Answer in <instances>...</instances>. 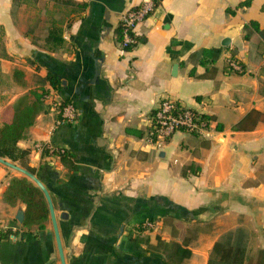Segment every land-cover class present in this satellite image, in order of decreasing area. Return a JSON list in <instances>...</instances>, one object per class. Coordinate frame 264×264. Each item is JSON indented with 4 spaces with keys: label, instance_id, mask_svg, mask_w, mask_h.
Wrapping results in <instances>:
<instances>
[{
    "label": "crops",
    "instance_id": "crops-1",
    "mask_svg": "<svg viewBox=\"0 0 264 264\" xmlns=\"http://www.w3.org/2000/svg\"><path fill=\"white\" fill-rule=\"evenodd\" d=\"M141 1L0 0V125L32 90L54 91L80 111L55 125L44 100L17 141L50 192L64 262L177 264L160 249L176 240L190 249L178 264H207L214 242L237 228L249 253L264 248V0H159L123 49L121 14ZM211 46L221 50L208 70L190 54ZM164 95L215 115L223 129L177 130L153 143L147 131ZM38 143L64 147L66 160ZM16 171L0 162V264H61L50 216L43 228L25 227V204L2 202ZM167 214L183 222L176 235Z\"/></svg>",
    "mask_w": 264,
    "mask_h": 264
},
{
    "label": "trees",
    "instance_id": "trees-1",
    "mask_svg": "<svg viewBox=\"0 0 264 264\" xmlns=\"http://www.w3.org/2000/svg\"><path fill=\"white\" fill-rule=\"evenodd\" d=\"M250 0H243L239 5H248ZM230 11V9H228ZM232 11V10H231ZM255 23V21H251ZM260 34L263 30L256 26ZM120 28L118 27V33ZM51 41L54 46L62 43L61 30H53ZM221 48L219 47H201L194 50L191 58H195L199 64L205 66L206 69H214L212 64L218 57ZM194 67L190 69V74L194 73ZM18 70H14V77L17 76ZM45 79L54 87L58 85V78L48 72ZM43 89L32 90L34 95L32 101L27 100L25 94L19 96L12 104H9L3 112V121L0 125V156L8 157L11 160H20L21 164L34 173V168L25 164L24 159L28 154V150L18 146L17 141L24 135L26 129L34 122L36 115L41 109H44V100L42 98ZM67 101V100H66ZM256 110H250L243 119L249 118ZM199 119L204 121L209 129L222 130L223 124L218 121L215 115L199 112ZM235 123L232 128L240 129L241 121ZM43 152H48L47 148H43ZM63 161L66 160L68 152L65 150L58 153ZM22 201L25 204L22 225L29 227L36 224L38 228L44 227V221L48 219L49 208L42 190L27 176H13L2 196L4 204H15ZM166 221H170L172 225V233H176L182 229L183 222L173 214L165 216ZM139 226V225H138ZM168 256H175V263H180L184 258L190 255V249L176 240L170 242ZM207 264H264V248H257L252 253L248 252L247 236L241 228L230 230L224 234L221 239L214 242L210 257Z\"/></svg>",
    "mask_w": 264,
    "mask_h": 264
},
{
    "label": "built area",
    "instance_id": "built-area-1",
    "mask_svg": "<svg viewBox=\"0 0 264 264\" xmlns=\"http://www.w3.org/2000/svg\"><path fill=\"white\" fill-rule=\"evenodd\" d=\"M158 2L159 0H142L139 4L129 7L121 14L120 31L118 33L121 48H130L137 42L136 26L154 11ZM228 66L237 70L241 69V65L236 59L228 60ZM42 98L48 101L51 109L56 111L55 125L74 122L80 113L78 107L72 101L57 97L54 91L44 90ZM208 129L204 121L199 119L198 110L186 106L176 98L164 95L158 100L152 111L147 137L153 143L160 145L177 130L202 134ZM38 147L41 149L47 148L49 152L54 154L66 150L64 147L53 146L48 143H38ZM154 224L153 219H147L144 222V226L147 228L154 226Z\"/></svg>",
    "mask_w": 264,
    "mask_h": 264
},
{
    "label": "water",
    "instance_id": "water-1",
    "mask_svg": "<svg viewBox=\"0 0 264 264\" xmlns=\"http://www.w3.org/2000/svg\"><path fill=\"white\" fill-rule=\"evenodd\" d=\"M0 162H3L4 164L14 168L15 170L19 171L23 175L27 176L37 186H39V188L42 190V192L45 196V199L47 201L48 208H49V216H50L53 231H54V236H55L56 245H57V249H58L59 259H60L61 264H65L64 254H63V250H62V244H61L60 235H59V231H58L57 220H56V216L54 213L53 202H52V198H51V195H50L48 188L46 187V185L40 180V178L36 174H34L30 170L26 169L25 167H23L19 164H16L10 160H7L1 156H0ZM23 215H24V213H23ZM22 220H23V216H22Z\"/></svg>",
    "mask_w": 264,
    "mask_h": 264
},
{
    "label": "rangeland",
    "instance_id": "rangeland-1",
    "mask_svg": "<svg viewBox=\"0 0 264 264\" xmlns=\"http://www.w3.org/2000/svg\"><path fill=\"white\" fill-rule=\"evenodd\" d=\"M16 172H17V171H16ZM18 174H20V173L18 172ZM245 235L247 236V245H248V241H249V239H248V233H247V234L245 233ZM168 248H169V246H168ZM160 249L164 250L165 253H167V252H168L167 250H169V249H167V247H165V245H163V244H160Z\"/></svg>",
    "mask_w": 264,
    "mask_h": 264
}]
</instances>
